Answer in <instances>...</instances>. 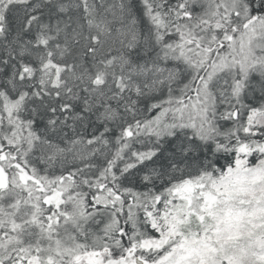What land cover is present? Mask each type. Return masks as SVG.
<instances>
[{
  "label": "snow or ice",
  "instance_id": "obj_1",
  "mask_svg": "<svg viewBox=\"0 0 264 264\" xmlns=\"http://www.w3.org/2000/svg\"><path fill=\"white\" fill-rule=\"evenodd\" d=\"M0 264H264V0H0Z\"/></svg>",
  "mask_w": 264,
  "mask_h": 264
}]
</instances>
